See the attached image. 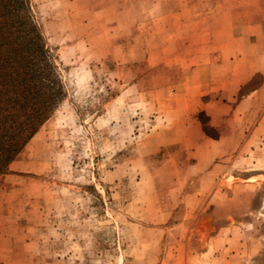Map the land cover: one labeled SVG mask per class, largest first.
<instances>
[{
	"label": "rangeland",
	"instance_id": "374dc122",
	"mask_svg": "<svg viewBox=\"0 0 264 264\" xmlns=\"http://www.w3.org/2000/svg\"><path fill=\"white\" fill-rule=\"evenodd\" d=\"M24 14L42 52L13 34L0 56L61 91L0 172V264H264V0Z\"/></svg>",
	"mask_w": 264,
	"mask_h": 264
},
{
	"label": "trees",
	"instance_id": "16d2710c",
	"mask_svg": "<svg viewBox=\"0 0 264 264\" xmlns=\"http://www.w3.org/2000/svg\"><path fill=\"white\" fill-rule=\"evenodd\" d=\"M24 2L0 0V38L17 34L39 53L41 35L27 15L19 18L16 28L10 16L23 9ZM4 57L0 56V172L47 118L61 91L51 70H19L20 62Z\"/></svg>",
	"mask_w": 264,
	"mask_h": 264
},
{
	"label": "crops",
	"instance_id": "0c3cea01",
	"mask_svg": "<svg viewBox=\"0 0 264 264\" xmlns=\"http://www.w3.org/2000/svg\"><path fill=\"white\" fill-rule=\"evenodd\" d=\"M256 72H260V73H262V75H263V79H262V82H261V84L259 85V87L256 88V89H253L252 92H254V91L263 92V91H264V66H259V67L254 68L253 70H250V73H249L248 75L251 77V76H252L254 73H256ZM262 119H263V118H262ZM262 119L259 121L260 124H261L262 121H263ZM250 179H255V177L252 176Z\"/></svg>",
	"mask_w": 264,
	"mask_h": 264
}]
</instances>
